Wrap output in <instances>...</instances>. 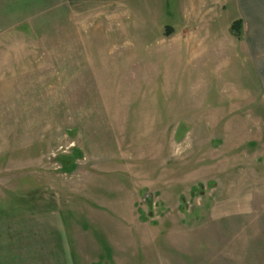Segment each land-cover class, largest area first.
<instances>
[{
    "label": "rangeland",
    "instance_id": "374dc122",
    "mask_svg": "<svg viewBox=\"0 0 264 264\" xmlns=\"http://www.w3.org/2000/svg\"><path fill=\"white\" fill-rule=\"evenodd\" d=\"M134 1L0 0V216L71 215L80 264H264V14Z\"/></svg>",
    "mask_w": 264,
    "mask_h": 264
},
{
    "label": "crops",
    "instance_id": "0c3cea01",
    "mask_svg": "<svg viewBox=\"0 0 264 264\" xmlns=\"http://www.w3.org/2000/svg\"><path fill=\"white\" fill-rule=\"evenodd\" d=\"M89 1L92 0H64V10L82 8ZM130 2L131 0H127V9L123 10H131L130 5L133 10L135 9ZM235 7L244 11L245 27L250 25L256 30H262L263 27L252 24L247 14L248 10H259L261 12L259 17L262 19L264 0H237ZM179 39L175 40L177 46H188L193 42L184 38ZM252 46L255 55H251L253 57L251 61L256 64V77L261 82V98L252 103L261 105L264 103V67L261 65L264 63V39L254 40ZM72 222L74 219L71 215L66 216L58 210L0 216V232L6 235L5 238H0V264H80L85 250L79 245L81 238Z\"/></svg>",
    "mask_w": 264,
    "mask_h": 264
},
{
    "label": "trees",
    "instance_id": "16d2710c",
    "mask_svg": "<svg viewBox=\"0 0 264 264\" xmlns=\"http://www.w3.org/2000/svg\"><path fill=\"white\" fill-rule=\"evenodd\" d=\"M241 28H242L241 20H237L233 23V31L235 32V34L239 35Z\"/></svg>",
    "mask_w": 264,
    "mask_h": 264
}]
</instances>
